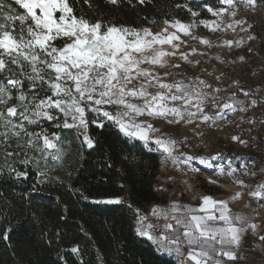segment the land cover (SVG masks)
<instances>
[{
    "label": "snow or ice",
    "instance_id": "6c2138e0",
    "mask_svg": "<svg viewBox=\"0 0 264 264\" xmlns=\"http://www.w3.org/2000/svg\"><path fill=\"white\" fill-rule=\"evenodd\" d=\"M145 2L138 0L141 5ZM120 3L106 0L107 5L117 8ZM260 3L264 0H202L195 5L197 10L183 6L192 18L189 22L165 19V27L153 32L115 19L104 20L102 15L88 17L77 9L76 0H0V177L13 183L26 182L34 170L35 191L50 183V173L62 167L65 130L75 132L81 148L94 150L99 139L90 134V128L103 131L111 125L127 141L138 142L142 150L161 154L162 164L171 162L199 173L200 168L191 166L192 161H198L207 169H218V175L233 178L242 191L230 198L196 195L197 205L173 201L167 207L153 206L151 215L163 220L162 225L148 222L140 208L122 197L92 202L125 205L133 214L135 237L149 241L158 255L175 257L176 264H251L250 253L260 255L264 264V220L257 223L258 213L250 216L230 207L251 187L246 178L264 175V161L248 158L247 163L237 164L241 158L235 157L217 164L221 153L191 155L182 150L188 146L186 136L177 139L154 123L215 129L218 122L228 125L235 120V127L249 124L254 128L258 122L264 126V118H255L257 113L264 117V75L261 84L246 89L241 79L225 84L224 71L200 69L215 83L189 74L188 69L211 60L230 66L247 61L244 55L226 60L219 54L189 48L182 38L198 41L207 49L244 48L257 36L247 16L237 18L239 9L255 12ZM84 4L94 8L90 0H84ZM201 12L213 19L199 18ZM200 27L213 34L231 31L238 38L214 43L197 35ZM182 46L188 50H182ZM246 50L255 52L253 47ZM193 56H208V61L193 60ZM177 60L181 63L173 62ZM182 64L187 66L183 74L172 71ZM232 88L236 91L230 92ZM199 135L203 138L202 132ZM230 139L247 147L248 141L240 135ZM209 183L217 181L209 179ZM250 196L264 203V181L256 183ZM0 218V241L13 256L21 257L19 264H68L63 250L54 247L59 232L53 234L43 224L37 231L34 213L26 215L23 207L16 211L5 205L0 208ZM12 221H16L15 226ZM16 228L30 233L19 247L11 241ZM69 251L81 256L79 264H85L79 244ZM53 252L56 260L51 261L47 257Z\"/></svg>",
    "mask_w": 264,
    "mask_h": 264
},
{
    "label": "trees",
    "instance_id": "16d2710c",
    "mask_svg": "<svg viewBox=\"0 0 264 264\" xmlns=\"http://www.w3.org/2000/svg\"><path fill=\"white\" fill-rule=\"evenodd\" d=\"M90 2L93 9L84 0H76V7L88 17L102 15L104 20L115 19L117 23L138 28L161 25L165 19H186L189 14L183 6L192 7L187 0H146L142 5L138 0L131 3L121 0L118 8L107 5L106 0ZM178 4L182 7H175ZM153 20L158 23L148 22ZM90 134L99 139V144L94 150L84 151L70 182L51 179L33 191L34 170L26 182L13 183L0 177V208L8 205L19 211L23 207L26 215L35 214L37 231L43 224L49 232H59L60 239L54 247L63 250L68 264H79L81 256L69 251L76 244L82 249L85 264H176L171 257L158 255L146 239L135 237L133 214L125 205L92 202L118 196L140 209L164 202L155 187L160 165L158 154L142 150L136 141H127L111 125L103 131L93 126ZM81 192L89 199H83ZM12 223L15 226L16 221ZM29 237L30 233L16 228L11 241L19 247ZM47 258L56 260V253ZM20 259L0 241V264H19Z\"/></svg>",
    "mask_w": 264,
    "mask_h": 264
},
{
    "label": "rangeland",
    "instance_id": "374dc122",
    "mask_svg": "<svg viewBox=\"0 0 264 264\" xmlns=\"http://www.w3.org/2000/svg\"><path fill=\"white\" fill-rule=\"evenodd\" d=\"M188 3H191L193 10H197L195 5H199L202 3V0H187ZM210 3H215V0H209ZM247 16L249 22L254 25L253 29L251 30L256 36L257 39L254 41H250L249 44L244 48H226V47H219L213 49H207L203 45L199 44L198 41L191 40L188 37H182L183 39L188 41V47H196L202 51L208 52L209 55H216L219 54L225 57L226 60L228 59H235L240 55H244L246 58L247 63L241 64L237 63L234 66H230L228 64L220 65L216 60H211L207 64L201 63L195 69H188L189 74L195 73L201 75L204 79L209 80L210 82L215 83L213 77H210L205 72H201V68H207L209 72H212L214 69L217 73L220 71H224L226 73L227 78L225 79L224 83L228 84L231 83L232 79H241L244 77L245 79L250 80L249 84L244 88H249L253 85H259L262 83L261 77L264 75V3H260L257 10L255 12L251 11L246 7H241L239 9V15L237 18ZM199 18L202 19H213L209 14L205 12H201ZM191 16L189 15L186 19H180L183 22H189L191 20ZM143 26L142 28H144ZM150 28L153 32H159L161 29L165 27L164 23L161 25H157V27L153 26H146ZM173 29L169 28L168 31H172ZM197 35L203 36L212 40L214 43L227 39H236L237 34L231 31L227 32H217L215 34L210 33L208 30L200 27L196 30ZM240 36L246 37V33H240ZM247 47H253L255 52L248 53ZM182 50H188L182 46ZM191 59H201L202 61H208V56L198 57L193 56ZM176 63H181L180 61H173ZM187 68L186 65L182 64L180 69L172 70L174 73H181L185 72ZM255 73V75H253ZM177 79L182 78V76H177ZM172 79V77H169ZM154 91V90H153ZM230 92L236 91L235 88L229 90ZM227 93H221V95H226ZM259 114V113H257ZM239 113L236 114L238 116ZM252 115L251 113L249 114ZM264 118V117H262ZM229 119H233V117H229ZM258 120V119H257ZM259 121V120H258ZM157 126H161L163 131L167 134L172 135L177 139H184L187 137L188 146L184 147L182 150L191 154V155H210L215 154L217 152L221 153V159L217 161V164L224 163L226 164L228 158H235L240 157V160H236L237 164H240L241 161L247 163L248 158L254 159L256 161L264 159V126H261L259 122L253 128V126L249 124H243L240 127H235V120L233 124L224 125V123L218 122L217 127L215 129H210L206 125H202L200 128H197L195 125L185 126V125H167L162 121H155L154 122ZM249 128H253L251 132L248 131ZM203 133V138L199 135V133ZM62 135L66 138L65 144V156L63 159L62 167H58L56 170L50 173L52 179L55 181H65L70 182L74 173L76 172L77 168L79 167L80 161L82 159L83 153L87 148H81L80 141L76 139L75 132L65 130ZM233 135H240L242 139L248 141L247 147L239 145L231 141L230 137ZM147 151V150H146ZM159 156V173L157 175V182L155 187L159 190V194L163 197L168 195L167 191H174L175 195H180L181 193L185 192V186L182 187L180 184V172L181 167L174 166L171 162L166 164L161 163V154L157 153ZM192 167H198V161L191 162ZM185 172L184 185H188L190 191L185 193L179 201L183 198H187L184 201H193L197 202L196 195H203V194H212L213 190L215 193L226 194L225 189H229L228 185L230 183V177L226 175H218V169L215 171H207L204 168H201L199 173L192 172L190 170L182 168ZM57 177L59 179H57ZM186 178V179H185ZM252 177L246 178L245 182L250 186H255L257 182L264 181V176L257 174L255 179H250ZM209 179H214L219 184V188H214L208 186ZM199 182L201 184L200 188L193 187L194 184ZM191 183V185H189ZM242 189L236 190V192H240ZM169 192V193H170ZM46 193V192H44ZM198 193V194H196ZM233 193L226 194V198H230ZM242 202L235 201V204H244L246 206H250L249 210H253V214H259L260 219L256 222L259 223L261 220H264V203H260L257 199L254 200H246L242 199ZM178 202V201H177ZM153 206H164V202L152 203L150 204L145 211H151ZM240 212V211H238ZM244 213V212H242ZM248 212H245L247 214ZM255 214V215H256ZM176 262V260H174Z\"/></svg>",
    "mask_w": 264,
    "mask_h": 264
},
{
    "label": "built area",
    "instance_id": "2783aa9c",
    "mask_svg": "<svg viewBox=\"0 0 264 264\" xmlns=\"http://www.w3.org/2000/svg\"><path fill=\"white\" fill-rule=\"evenodd\" d=\"M241 80H243V87H246L248 84H249V82H250V80H248V79H245L244 77H242L241 78ZM251 113V112H250ZM249 113V114H250ZM252 114V113H251ZM253 115V114H252ZM256 119H261L262 117L259 115V114H256V117H255ZM258 161H264V159H261V160H258ZM198 167L201 169V168H204L205 170H207V171H215L214 169H207V168H205L204 166H202V165H199V163H198ZM180 178H181V186L182 187H184L185 186V192H183V193H181L180 195H175L174 194V191H167L168 192V195L167 196H165L164 197V206H162V207H167V206H169L170 205V203L171 202H173V201H179L183 196H185V193L187 192V191H190V189H189V187H186V186H188V185H184V175H185V172L182 170V168H181V172H180ZM264 176V175H263ZM256 178V176L255 177H252V178H250V179H255ZM186 179V178H185ZM189 185H191V183L189 184ZM200 186H201V184L199 183V182H197L196 184H194L193 185V187H198V189L200 188ZM208 186H210V187H214V188H219V184L217 183V184H208ZM229 187V189H225L224 191H225V193L226 194H229V193H236V190H239L240 188L233 182V178H230V183H229V185H228ZM254 188H255V186H251L250 188H249V190L248 191H245L244 193H243V198L244 199H246V200H254V199H256V198H253V197H251L250 196V192L252 191V190H254ZM241 191V190H240ZM170 192V193H169ZM226 194H221V193H215V190H213V193H212V195L215 197V198H226ZM186 197V196H185ZM242 198V199H243ZM187 198H183L180 202H184L185 203V201L184 200H186ZM241 199V200H242ZM241 200H239L238 202H242ZM259 201V200H258ZM260 203H262L261 201H259ZM232 205V208H234V209H236V210H238V211H240V212H246L247 211V209L250 207V206H246V205H244V204H235V201H233L232 203H231ZM141 211H142V213L143 214H145V215H147L148 216V218H149V220H148V222H150V223H152V224H157V223H159V224H163L164 223V221L163 220H157L154 216H152L151 215V211H149V212H147V211H145L144 209H141ZM259 217H260V215H259Z\"/></svg>",
    "mask_w": 264,
    "mask_h": 264
},
{
    "label": "crops",
    "instance_id": "0c3cea01",
    "mask_svg": "<svg viewBox=\"0 0 264 264\" xmlns=\"http://www.w3.org/2000/svg\"><path fill=\"white\" fill-rule=\"evenodd\" d=\"M196 194H198V193H196ZM204 195V194H203ZM212 195V194H211ZM213 196V195H212ZM179 203H181V204H191V205H197L198 203H199V201H197V202H193V201H185V203L184 202H180V201H178ZM232 204H230V207L232 208V206H231ZM233 209V211L234 212H238V210H236V209H234V208H232ZM246 212H248L247 213V215H250V216H255V214H253V210H249V208L247 209V211ZM245 213V212H244ZM167 256V255H166ZM168 257H171L173 260H176V258L175 257H172V256H168ZM250 262H251V264H261V256L260 255H258V254H256V255H253V254H251L250 253Z\"/></svg>",
    "mask_w": 264,
    "mask_h": 264
},
{
    "label": "water",
    "instance_id": "95a60500",
    "mask_svg": "<svg viewBox=\"0 0 264 264\" xmlns=\"http://www.w3.org/2000/svg\"><path fill=\"white\" fill-rule=\"evenodd\" d=\"M146 27V26H145ZM155 27H157V26H155Z\"/></svg>",
    "mask_w": 264,
    "mask_h": 264
}]
</instances>
